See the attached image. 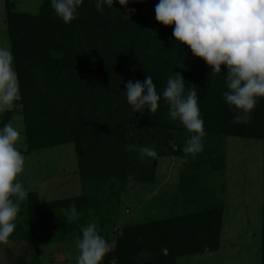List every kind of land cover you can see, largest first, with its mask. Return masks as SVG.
<instances>
[{"label": "trees", "instance_id": "trees-1", "mask_svg": "<svg viewBox=\"0 0 264 264\" xmlns=\"http://www.w3.org/2000/svg\"><path fill=\"white\" fill-rule=\"evenodd\" d=\"M5 5L29 148L74 143L85 180L112 178L126 183L138 172L143 178L159 157L183 156V145L174 152L169 143L189 133L179 122H170L163 99L155 114L136 113L122 92L127 91V82H143L150 75L162 93L177 71L197 87L204 138L263 142L264 214V99L258 100L247 123H233L235 113L223 98L226 66H222L225 74L211 75L203 59L193 56L186 45L176 46L172 27L142 15V0H130L127 8L115 0V7H105L103 14L96 11L94 0H84L71 24L55 15L50 0L37 15L17 12L11 0ZM129 9L135 12L129 14ZM12 115L0 114V127ZM133 146L154 148L158 155L141 162ZM37 202L29 194L22 213ZM89 205L88 198L79 197L46 205L34 214L57 215L67 207L84 211ZM221 230L222 210L127 227L103 264L113 259L118 264H178L181 258L217 251ZM262 256L264 264V224ZM18 264L27 263L21 258Z\"/></svg>", "mask_w": 264, "mask_h": 264}, {"label": "rangeland", "instance_id": "rangeland-1", "mask_svg": "<svg viewBox=\"0 0 264 264\" xmlns=\"http://www.w3.org/2000/svg\"><path fill=\"white\" fill-rule=\"evenodd\" d=\"M11 1L17 12L37 15L45 0ZM142 1V15L158 22L155 6L159 0ZM0 46L12 50L5 0H0ZM20 102L21 95L8 111L13 114L9 122L21 133L17 147L26 158L25 172L19 179L38 202L24 213L21 209L14 234L7 244H0V264H18L21 258L27 264H76L75 241L81 235V226L87 223L97 224L98 232L112 249L127 227L212 210H222L218 250L181 258L178 264H263L262 141L203 138L204 150L194 158L188 157V163H184L183 152V156L159 157L154 169L147 170L143 178L138 172L126 183L112 178L85 180L74 143L29 148ZM188 137L182 135L169 147L177 152ZM79 197L89 199L90 205L84 211L67 207L57 215L34 214L46 205ZM110 264L118 262L113 259Z\"/></svg>", "mask_w": 264, "mask_h": 264}, {"label": "clouds", "instance_id": "clouds-1", "mask_svg": "<svg viewBox=\"0 0 264 264\" xmlns=\"http://www.w3.org/2000/svg\"><path fill=\"white\" fill-rule=\"evenodd\" d=\"M118 2L127 8L130 0ZM50 4L59 19L71 24L84 0H50ZM94 4L103 14L105 7H115V0H94ZM134 12L129 9V14ZM155 13L159 23L172 27L176 46L186 45L193 56L203 59L211 67V75L224 73L222 66H226L223 98L235 113L233 123H247L258 100L264 99V0H159ZM126 89L122 94L136 113L155 114L163 99L170 122H179L190 134L183 148L184 163L204 150L205 122L197 87L187 84L180 72L169 76L162 93L150 75L143 82H127ZM19 97L14 54L9 47L0 46V114L11 110ZM20 139V130L11 122L0 127V244H7L14 234L21 205L30 194L19 179L26 167V158L17 147ZM133 147L141 162L158 155L154 148ZM80 233L75 241L76 264H103L112 249L97 224L81 226Z\"/></svg>", "mask_w": 264, "mask_h": 264}]
</instances>
